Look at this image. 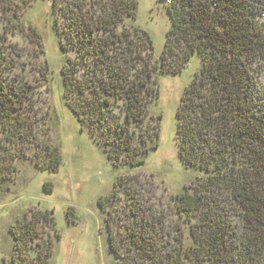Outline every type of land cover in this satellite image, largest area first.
Here are the masks:
<instances>
[{"label": "rangeland", "instance_id": "374dc122", "mask_svg": "<svg viewBox=\"0 0 264 264\" xmlns=\"http://www.w3.org/2000/svg\"><path fill=\"white\" fill-rule=\"evenodd\" d=\"M24 1L18 22L7 25L0 17V69L8 90L19 95L26 124L23 157L0 183V264H180L191 246L190 224L176 213L174 200L200 175L179 160L175 114L200 59L192 57L177 76L169 75L170 60L164 73L153 67L170 27L165 5L157 0H55L54 8L50 0ZM71 24L94 27L91 37H79ZM122 30L134 42L144 32L153 45L140 56L151 75L142 96V123L126 124V101L101 91L125 63ZM134 55L131 65L138 62ZM68 60L74 80L87 90L86 104L108 102L112 135L90 112L79 123L66 107L60 72ZM258 72L257 87L263 90L264 66ZM117 137L134 150L128 161H141L140 166L123 165L120 157L107 160ZM50 152L61 159L57 171L49 168ZM0 153L8 165V155ZM99 199H108L103 211ZM45 215L51 220L45 222ZM17 222L38 234L23 260L15 256L9 232ZM140 231L154 241L152 253L139 250L134 236ZM41 249L46 256L38 259Z\"/></svg>", "mask_w": 264, "mask_h": 264}, {"label": "trees", "instance_id": "16d2710c", "mask_svg": "<svg viewBox=\"0 0 264 264\" xmlns=\"http://www.w3.org/2000/svg\"><path fill=\"white\" fill-rule=\"evenodd\" d=\"M50 1L52 6L55 0ZM157 2L165 5L170 27L160 59L155 60L153 67L164 73L170 60L174 66L167 65L169 75L177 76L192 57L197 56L201 62L199 71L184 89L175 114L179 160L200 175L174 200L176 213L185 216L190 224L191 246L184 251L180 264H264V89L257 87L258 70L264 66V23L259 22L264 15V0ZM25 3L0 0V17L7 25L18 22ZM111 16L114 14L108 15ZM104 23L107 30L109 23ZM74 25L79 37H91L94 27ZM3 31L6 34L7 28ZM109 32L113 35L112 30ZM139 32V42H134L129 39L130 31L122 30L120 37L125 38V46L121 51L126 64L118 67L110 75L108 86L101 89L106 98L117 95L126 101V124H130L129 120L142 123L146 106L142 96L148 93L147 80L151 77L146 75L149 65L140 56L144 51H153L152 41L146 33ZM134 54L139 55L138 62L131 65L129 59L133 60ZM60 74L65 105L78 122H83L90 112L97 126L112 135L106 99L96 106L86 104L83 98L87 90L74 80L69 60ZM18 96L8 90L0 69V152L9 159L6 165L0 155V183L15 172L13 164L24 154L20 146L26 142V124L20 117ZM132 110L136 112L131 113ZM133 151L117 137L110 144L107 160L113 163L120 157L123 165L140 166L141 161L135 165L128 161ZM49 158V168L57 171L59 155L50 152ZM107 203L108 199H99L98 207L103 211ZM43 220L51 218L45 215ZM30 228L17 222L9 229L15 256L21 260L24 252L30 250L28 244L38 235L30 234ZM142 232L134 236L140 243L138 248L152 253L154 241ZM42 251L38 259L45 258Z\"/></svg>", "mask_w": 264, "mask_h": 264}, {"label": "built area", "instance_id": "2783aa9c", "mask_svg": "<svg viewBox=\"0 0 264 264\" xmlns=\"http://www.w3.org/2000/svg\"><path fill=\"white\" fill-rule=\"evenodd\" d=\"M259 22L264 23V15H261V16H260V18H259Z\"/></svg>", "mask_w": 264, "mask_h": 264}]
</instances>
